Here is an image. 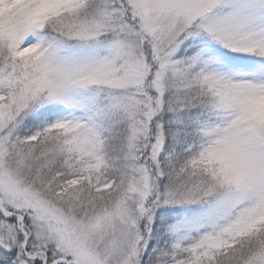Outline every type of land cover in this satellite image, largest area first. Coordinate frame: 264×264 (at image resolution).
Wrapping results in <instances>:
<instances>
[{
  "label": "snow or ice",
  "instance_id": "obj_1",
  "mask_svg": "<svg viewBox=\"0 0 264 264\" xmlns=\"http://www.w3.org/2000/svg\"><path fill=\"white\" fill-rule=\"evenodd\" d=\"M0 264H264V0H0Z\"/></svg>",
  "mask_w": 264,
  "mask_h": 264
}]
</instances>
